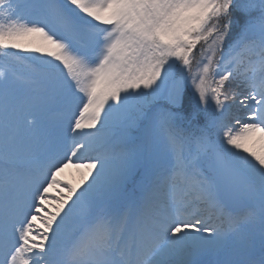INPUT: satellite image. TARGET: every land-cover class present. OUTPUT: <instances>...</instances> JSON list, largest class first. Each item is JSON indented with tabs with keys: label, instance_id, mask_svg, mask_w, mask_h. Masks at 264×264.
I'll return each mask as SVG.
<instances>
[{
	"label": "snow or ice",
	"instance_id": "snow-or-ice-1",
	"mask_svg": "<svg viewBox=\"0 0 264 264\" xmlns=\"http://www.w3.org/2000/svg\"><path fill=\"white\" fill-rule=\"evenodd\" d=\"M0 68V264H264V0H0Z\"/></svg>",
	"mask_w": 264,
	"mask_h": 264
},
{
	"label": "rangeland",
	"instance_id": "rangeland-1",
	"mask_svg": "<svg viewBox=\"0 0 264 264\" xmlns=\"http://www.w3.org/2000/svg\"><path fill=\"white\" fill-rule=\"evenodd\" d=\"M61 115L62 113L60 112V110L55 105H51L49 107V110L43 114L42 118L48 121H55V120H59ZM67 136H68V140H70L72 136L71 131L67 133ZM82 171H83L82 169H78L72 165H69L68 167L64 168L62 172L58 174V179L62 182V184L66 183L71 186H75L79 184L81 180ZM63 195H66V190L63 187H53L49 189L48 196L50 197V199L48 200L47 203V208L49 211L54 210L57 199ZM38 223L39 222H37V224Z\"/></svg>",
	"mask_w": 264,
	"mask_h": 264
},
{
	"label": "trees",
	"instance_id": "trees-1",
	"mask_svg": "<svg viewBox=\"0 0 264 264\" xmlns=\"http://www.w3.org/2000/svg\"><path fill=\"white\" fill-rule=\"evenodd\" d=\"M20 71H24V69H23V67H20V68H18ZM0 71H3V69L2 68H0Z\"/></svg>",
	"mask_w": 264,
	"mask_h": 264
}]
</instances>
